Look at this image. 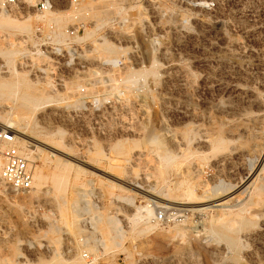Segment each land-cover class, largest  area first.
<instances>
[{"label": "rangeland", "instance_id": "1", "mask_svg": "<svg viewBox=\"0 0 264 264\" xmlns=\"http://www.w3.org/2000/svg\"><path fill=\"white\" fill-rule=\"evenodd\" d=\"M82 2L86 9L76 16L86 23L84 37L94 46L87 56L105 66L102 80L90 72L89 82L95 80L87 84L89 99L99 101H82L78 78L53 92L50 84L16 68L19 50L4 48L31 33L36 19L15 18L21 29L13 34L0 26V81L23 70L28 87L50 98L25 129L33 138L27 148L45 180L35 194L32 189L3 195L0 244L14 240L21 228L25 249L14 255L7 248L0 264L20 256V264L40 259L86 264L83 251L100 264H264V0ZM75 17L58 24L74 25ZM105 43L115 51L106 53ZM8 94L0 97V115L12 106ZM73 107L84 110L83 116L67 120L50 113H71ZM12 115L19 124L21 118ZM18 124L13 127L23 131ZM151 137L160 138L173 156L163 176L158 174L163 148ZM203 138L210 141L200 143ZM217 138L227 150H215ZM65 159L70 166L58 190L54 179ZM221 197L227 206L204 208ZM146 206L154 211L150 222L127 218L145 215L138 208ZM161 209L174 216L162 228L154 223ZM104 214L124 219L118 246L98 222ZM242 218L247 222L241 225ZM228 237L239 248H230ZM28 239L34 240L31 246L25 245Z\"/></svg>", "mask_w": 264, "mask_h": 264}, {"label": "built area", "instance_id": "2", "mask_svg": "<svg viewBox=\"0 0 264 264\" xmlns=\"http://www.w3.org/2000/svg\"><path fill=\"white\" fill-rule=\"evenodd\" d=\"M62 0H0V13L24 17L35 16L37 24L29 35H22L17 40L20 49L18 65L28 72L29 76L41 85L51 83V89L56 92L66 87L69 80L78 78L82 81L80 94L83 102L99 101V96L89 99L87 84L89 73H97L100 81L104 75V65L101 62L93 65L87 56L94 47L84 37L86 23L76 16L75 24L61 27L51 18V13L71 12L79 8L82 0H69V5L61 6ZM74 19V20H75ZM136 46V44H135ZM134 46V47H135ZM65 113H70L66 111ZM84 110L78 108L70 114L83 116ZM37 160L23 145L19 132L10 126L0 124V200L9 190L18 193L30 192L34 188V177ZM2 206L0 203V215ZM82 221L89 226L86 216ZM174 219L165 209L158 211L156 221L167 224ZM86 264H100L89 251H83Z\"/></svg>", "mask_w": 264, "mask_h": 264}, {"label": "bare ground", "instance_id": "3", "mask_svg": "<svg viewBox=\"0 0 264 264\" xmlns=\"http://www.w3.org/2000/svg\"><path fill=\"white\" fill-rule=\"evenodd\" d=\"M87 3V2H86ZM85 3V4H86ZM84 9H86V7H85V5H81L79 8H77L76 10H73V11H71V12H65V13H59V11H57V13L56 12H52L51 13V18L53 19V20H55L57 23H62L63 21H65V20H67V22H69L68 20H70V19H72L73 17H75L76 16V14H78L80 11H83ZM92 13V12H91ZM91 16H94V15H91ZM12 17H14V18H12ZM28 17H30L32 20L33 19H35L36 17L35 16H32V15H26V16H24V17H17V16H13V15H9V14H6V13H0V26L1 27H3V28H6V29H8V30H10V31H12V34L14 33V31L15 30H17V29H21V25H20V23H18L17 21H16V19L15 18H17V19H24V18H28ZM172 19V18H171ZM175 19V18H174ZM201 23V22H200ZM199 24V23H198ZM179 26V25H178ZM181 26V25H180ZM180 26H179V28H180ZM183 26H181V28H182ZM184 29V28H183ZM191 29V28H190ZM185 30V29H184ZM183 30V31H184ZM177 31V30H176ZM182 31V30H181ZM33 32V31H32ZM31 32V33H32ZM31 33H29V34H31ZM179 33V32H178ZM185 33H187V31L185 32ZM28 33L27 34H21V35H29ZM170 34V33H169ZM168 34V35H169ZM183 35V34H182ZM191 35V34H190ZM226 36V35H225ZM4 37H6V34H4ZM15 42V43H14ZM14 42H12V41H9V42H7V43H9V46H7V47H5L4 48V50L6 49V50H9V51H12L13 49H16V47H17V49L19 50V54L18 55H20V49H19V46L17 45V41H16V39L14 40ZM2 43V41H0V44ZM15 45V46H14ZM14 46V47H13ZM12 47V48H11ZM104 50H105V52L107 53H111V52H114L115 51V47L113 46V45H111V44H107V43H105V46H104ZM3 48H1L0 49V52H1V50H2ZM117 49V48H116ZM2 53H5V52H2ZM17 54V53H16ZM10 62V61H9ZM11 63V62H10ZM183 67V66H182ZM16 68H19L18 67V63H17V60H16ZM15 70V69H14ZM19 70V69H18ZM18 70H15L14 71V74H15V76L11 79V80H8V79H6V80H3V81H0V97L2 98L3 96H5V95H7V93H9L11 96L10 97H12V102H11V104H12V106H10V110L9 111H5L6 113L4 114V115H0V119L2 118V120L3 119H5V121H7V123L8 124H3V123H1L0 122V124H2V125H7V126H10V127H12V128H14L13 126L15 125V123L16 124H18V122H14V120H13V113H17V115L19 116V118H21V122H19V126H20V128L23 130V131H18L19 132V135H20V137H21V139H22V143H23V145L27 148V143H28V139H33V138H31L30 136H27L26 134H25V129H27L28 128V124H29V122H28V118H33V116H35V114L37 113V110L39 109V107H41L42 105H46L47 103H49L50 102V98L48 97V95H47V93H46V91L44 90V92L42 91H35L33 88H29L28 86H30V84L28 83V81H29V79H28V76L26 75V73L25 72H23V70H21V71H18ZM27 72V71H26ZM28 73V72H27ZM13 74V73H12ZM111 79V78H110ZM113 82V81H112ZM117 82V81H116ZM136 82V81H135ZM48 84H50L51 85V83H49L48 82ZM113 84V83H112ZM92 86V85H91ZM103 86V85H102ZM44 89V88H43ZM243 89V88H242ZM76 90H77V88H76ZM90 90V89H89ZM92 91V90H91ZM239 91V90H238ZM41 92V93H40ZM245 92V91H244ZM8 94V95H9ZM256 94V93H255ZM9 97V96H8ZM251 97H253V96H251ZM257 97V96H256ZM254 98V97H253ZM252 101H254L255 103H257L258 105H260V106H262L263 105V102L262 101H260L258 98H255V99H251ZM250 100V101H251ZM251 101V102H252ZM247 106V105H246ZM45 107V106H44ZM72 107V106H71ZM8 108V107H7ZM74 108V107H73ZM73 108H71L72 110H73ZM228 108H230V107H228ZM74 109H76V108H74ZM225 109V108H224ZM231 109V108H230ZM229 110V109H228ZM223 111V110H222ZM225 111V110H224ZM3 112V111H2ZM189 112V111H188ZM50 113H54L53 115L57 118V117H59V119L61 118H65V119H69V117H74L75 116V114H67V113H65V114H63V113H57V112H54V110L52 111V112H50ZM46 115V114H45ZM48 115H50V114H48ZM228 115V114H227ZM233 115V114H232ZM264 115V114H263ZM228 117V116H227ZM259 117V116H258ZM264 117V116H263ZM42 118H46V116H43ZM34 125V124H33ZM37 125V124H36ZM209 131V130H208ZM217 132V131H216ZM219 132V131H218ZM249 132V131H248ZM208 133V132H207ZM187 134V133H186ZM152 136V135H151ZM155 136H157V135H155ZM208 136H209V134H208ZM217 136V135H216ZM222 136V135H221ZM220 136V137H221ZM186 137V136H185ZM189 137V136H188ZM219 137V136H218ZM228 137V136H227ZM255 137V136H254ZM190 138V137H189ZM189 138H188V141H189ZM213 138V137H212ZM27 139V140H26ZM200 140V143H208V141H210L208 138H203V139H199ZM149 141L150 142H152V143H159L160 144V147H162L163 149H161V150H158V153L161 155V158L163 159V161H165V162H163V166H157V167H159V169H158V174H160V175H165L166 174V172H167V169H169V167L167 166V163L169 164V162H171V157L173 158V156H170V154L169 153H167L166 151H165V148L166 147H164V142L160 139V138H157V137H151V138H149ZM165 142H166V140H165ZM191 142V141H190ZM214 142V141H213ZM42 143H44V144H46V145H49V146H51L50 144H48V143H45V142H42ZM175 143V142H174ZM210 143V142H209ZM199 144V143H198ZM180 145V144H179ZM213 145V144H212ZM227 145V144H226ZM195 146V145H194ZM255 146V145H254ZM208 147V146H207ZM237 148V147H236ZM212 149V148H211ZM227 150L226 149V147H225V144H224V142L221 140V138L220 139H218L217 138V142H216V145H215V150L216 151H218V152H221V151H223V150ZM27 150L28 151H30L28 148H27ZM37 150H39L40 151V149H38L37 148ZM224 150V151H225ZM32 151V150H31ZM30 151V153H32ZM196 152V151H195ZM222 153H225V152H222ZM222 155V154H221ZM229 155H231V154H229ZM259 157V156H258ZM46 158V157H45ZM132 158V157H131ZM225 158V157H224ZM221 160V159H220ZM224 160V159H223ZM128 161V160H127ZM166 163V164H165ZM183 164V163H182ZM177 165V164H176ZM221 165H223V164H221ZM69 166H70V162H69V159H65V163H64V167H63V171L59 174V175H57L56 177H55V179H54V181H55V186H56V188L58 189V190H60V189H62L63 187H64V185H65V181H64V175H65V173H66V171H67V168H69ZM198 166V165H197ZM217 166V165H216ZM193 167V166H192ZM196 168V167H195ZM195 168H193L194 170H195ZM181 169V168H180ZM199 169V168H198ZM252 170V169H251ZM197 171V170H196ZM176 172H178L177 170H176ZM197 174V173H196ZM249 174V173H248ZM165 177V176H164ZM250 178V177H249ZM45 180V176H44V173H43V170L42 169H36V171H35V177H34V188H33V193L35 194V193H37L36 192V190H34L38 185H42L43 184V181ZM177 182V181H176ZM180 182V181H179ZM178 183V182H177ZM178 185H180V184H178ZM135 186H138V185H135ZM139 187V186H138ZM39 188H40V186H39ZM191 188V187H190ZM190 188H189V190H190ZM144 189V188H143ZM179 189V188H178ZM251 190V189H250ZM191 192H192V190H190ZM260 191V190H259ZM184 192H186V191H184ZM189 191H187V193H188ZM181 193H179V195H180ZM190 195H191V193H189ZM257 194V193H256ZM169 195V194H168ZM171 195V194H170ZM183 195V194H182ZM189 195V196H190ZM188 195H187V197H189ZM193 196L194 195H192V197L191 198H193ZM6 195L5 196H3L2 198H1V200H0V203H1V206H2V208H3V204H4V201H6ZM184 197V196H183ZM198 197V196H197ZM227 197V196H226ZM14 198V197H13ZM190 198V199H191ZM194 198H195V196H194ZM193 198V199H194ZM193 199H191L192 201H193ZM196 199V198H195ZM199 199V198H198ZM200 200V199H199ZM202 200V199H201ZM200 200V201H201ZM209 200V199H208ZM224 200V198H220V199H217V200H215V203H213L214 201H212V202H210L209 203V205L208 206H206V207H204V208H206V209H208V208H213V207H218V206H225L226 204H227V202L228 201H223ZM9 201V200H8ZM191 202V201H190ZM204 202V201H203ZM207 202V201H206ZM7 204V203H6ZM200 205H205L204 203H200ZM227 206V205H226ZM204 208H197L198 210H205ZM139 209V211H141V212H146V214L145 215H141V214H143V213H141V214H139V215H141V216H137V214L136 215H134L133 216V218H131V217H127V218H129L130 220H133L134 222H136L138 219L139 220H142L141 218H145V220H147V221H149V218H151V216L152 215H154V211H153V209H152V207L151 206H146V207H144V208H138ZM244 209V208H243ZM9 210V209H8ZM184 210V209H183ZM195 210V209H194ZM245 210V209H244ZM177 211V210H176ZM181 211V210H180ZM187 211V210H186ZM232 211V210H231ZM16 212V211H15ZM118 212V211H117ZM116 212V213H117ZM183 213V212H182ZM119 215V214H118ZM118 215H102V216H99V218H98V222H100L101 224L103 223L104 225V230H105V232H106V235H108V237H109V240H111L112 242H114V243H116V246H118L120 243H119V241H118V238H122V236H123V233H124V231H123V229H122V227H121V222H123V218H119L118 217ZM184 215V214H183ZM238 217V216H237ZM236 217V218H237ZM224 218V217H223ZM239 218V217H238ZM241 218V217H240ZM212 219H214V218H212ZM221 219V216L219 217V220ZM185 220V219H184ZM184 220H182V221H184ZM187 220V219H186ZM185 220V221H186ZM237 220V219H236ZM235 220V221H236ZM247 220V219H246ZM3 221H4V218H3V214H1L0 215V223H3ZM126 221V220H125ZM97 222V223H98ZM137 222H139V221H137ZM150 222V221H149ZM149 222H145L144 224H148L149 225ZM240 222H241V225L243 224V223H246L247 221H245L243 218H242V221L240 220ZM154 223H156V225L158 226V227H160V225H159V223H157L155 220H154ZM248 223L250 224V223H252V221L250 220V221H248ZM247 223V224H248ZM139 224V223H138ZM185 224V223H184ZM224 224V223H223ZM232 224H234V223H232ZM248 224V225H249ZM186 225V224H185ZM230 225V224H229ZM245 225V224H244ZM243 225V226H244ZM251 225V224H250ZM18 226V225H17ZM20 226V225H19ZM102 226V225H101ZM136 226V225H135ZM134 226V227H135ZM247 226V225H246ZM21 227V226H20ZM19 227V228H20ZM137 227V226H136ZM154 228V225L153 226H151V225H149L147 228ZM228 227V226H227ZM101 228V227H100ZM160 228H162V227H160ZM181 229H183V228H181ZM185 229V228H184ZM231 229H232V227H231ZM236 229V228H235ZM22 230H23V228H22ZM53 230V229H52ZM99 230V229H98ZM146 230V229H145ZM240 230V229H239ZM142 231H144V230H142ZM16 232V233H15ZM15 239L14 240H10V241H6V240H4L5 241V243H1L0 244V263L3 261V252H4V250H6L7 248L14 254V255H21V251L22 250H24L25 248L22 246V244H21V240H20V238H21V228L20 229H18V228H16L15 229ZM180 232V231H179ZM182 232V231H181ZM188 232V231H187ZM5 233V232H4ZM10 233V232H9ZM50 236V235H49ZM6 237V236H5ZM219 238V237H218ZM7 239V238H6ZM228 239V244L230 245V248L232 247L234 250H235V247H238V243H237V241L234 239V238H230V237H228L227 238ZM9 240V239H8ZM38 240V239H37ZM34 241V240H33ZM33 241L31 240V239H28L27 240V242H26V246H31L32 245V243H33ZM34 245V244H33ZM105 247H107V246H105ZM239 248V247H238ZM237 249V248H236ZM237 251V250H236ZM140 256V260H145L146 258H147V256H144V255H139ZM22 256H20L19 258H21ZM19 258H17V261L15 260V259H10V260H8V263L7 264H20L21 263V261H19ZM94 259H96V258H94ZM38 260V259H37ZM57 261V260H56ZM86 262V261H85ZM28 264H54V263H49L48 261H45V260H43V259H40L39 261H35V262H33V263H28ZM56 264H67V263H63V262H61V263H56Z\"/></svg>", "mask_w": 264, "mask_h": 264}]
</instances>
